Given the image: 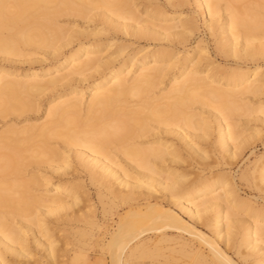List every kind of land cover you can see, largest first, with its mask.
<instances>
[{"label":"bare ground","instance_id":"6f19581e","mask_svg":"<svg viewBox=\"0 0 264 264\" xmlns=\"http://www.w3.org/2000/svg\"><path fill=\"white\" fill-rule=\"evenodd\" d=\"M191 4L231 65L186 50ZM45 96V120L23 123ZM249 122L264 124V0H0V264L54 261L46 216L78 203L84 176L109 199L108 264L160 245L264 264V206L225 169L264 130ZM240 178L264 196V153Z\"/></svg>","mask_w":264,"mask_h":264},{"label":"rangeland","instance_id":"374dc122","mask_svg":"<svg viewBox=\"0 0 264 264\" xmlns=\"http://www.w3.org/2000/svg\"><path fill=\"white\" fill-rule=\"evenodd\" d=\"M190 8L193 10H188L187 12L197 18L199 27L193 42L186 48V50H189L193 44H196L201 40L202 42L200 44L202 47H206V50H200L198 55H202L206 53V51H209L216 64L224 66L231 65L232 63L229 62V60L222 58L219 54L216 55L213 37L210 36L209 30L204 27V17L200 12L195 11L196 6L194 4H191ZM130 48H138V45L135 44L130 46ZM137 72L138 71H135V74ZM90 96L91 94L87 93L85 99H89ZM46 98L47 97L45 96L40 111L34 114L32 112L27 113L26 116L30 117V120L23 123H38L45 120L48 107V100H46ZM254 106H257V104ZM250 125L262 126L264 124L259 122H249L248 125L243 127V129L247 131L245 134L251 133ZM249 143L252 144L247 145V148H244L237 158L231 160L229 164H226L225 169L234 175V182L238 196L245 200H254L255 205L261 207L264 206L263 194H261V192L249 181L240 178V175L242 172H248V170H251L258 156L264 153V130L254 142ZM201 144L205 145V142L202 141ZM214 158L215 156L208 160L212 161ZM186 168L188 172H192L191 177L195 176V173L198 171L195 166H188ZM83 179V184L85 185L84 190H87V193L83 191L84 194L80 195L78 203L58 209L57 212H55L56 214H47V220L51 222L53 227L52 232H54V239H58V249L52 263L48 262L43 254H40V262L38 264H108L107 262L109 261V258L102 256L100 247L103 240L102 237L106 232L108 225L111 223V220L108 221L105 219L106 216H111L110 213L104 211V202H108L109 199L106 197L107 199H104L103 202L101 200L102 198L97 194L96 185L92 184L89 178L85 176ZM106 208H110L108 203L106 204ZM111 210L115 212L114 208ZM239 212L241 214L245 213L243 210H240ZM113 216H115V219L117 218V215ZM94 221H97L98 223L93 224ZM45 239H48V237ZM159 247L161 248L159 249L158 247H155L150 255H145V258H136L137 260L135 259L134 263L189 264V261L193 258V255L188 252L184 253L181 250L171 251L166 249V245H160Z\"/></svg>","mask_w":264,"mask_h":264}]
</instances>
